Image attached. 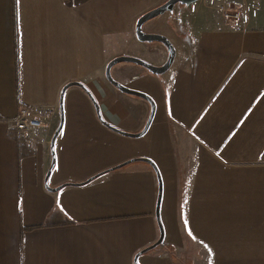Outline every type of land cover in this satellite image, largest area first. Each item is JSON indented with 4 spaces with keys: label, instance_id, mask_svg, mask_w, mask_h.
<instances>
[{
    "label": "crops",
    "instance_id": "0c3cea01",
    "mask_svg": "<svg viewBox=\"0 0 264 264\" xmlns=\"http://www.w3.org/2000/svg\"><path fill=\"white\" fill-rule=\"evenodd\" d=\"M167 1L0 0V264H264V0H227L233 27L176 7L149 22L172 68L112 71L154 102L149 130L97 114L145 128L150 102L105 74L167 62L135 34ZM70 83L94 100L68 88L62 112ZM22 106L42 128L15 129Z\"/></svg>",
    "mask_w": 264,
    "mask_h": 264
},
{
    "label": "water",
    "instance_id": "95a60500",
    "mask_svg": "<svg viewBox=\"0 0 264 264\" xmlns=\"http://www.w3.org/2000/svg\"><path fill=\"white\" fill-rule=\"evenodd\" d=\"M197 1L198 0H168L167 3H164L163 5L145 13L144 15H142L139 18V20L136 23V27H135V34H136L137 39L142 43H160V44H162L164 47H166L168 54H169V58H168L167 62L162 66H155V65H152V64H150V63H148L142 59L134 58V57H130V56L117 57V58L113 59L108 64L105 75H106L108 82L111 85H113L120 92L127 94V95H130L131 97L134 96V97H138V98H142L144 100H147L148 102H150L151 107H152V109L150 111L151 114H150L148 123L146 124L143 131L141 133H138V134H129V133H126L124 131H121V130L113 127L112 125H110L108 123L106 124V122L102 119L101 115L99 114L100 113L99 108L94 101V103L97 107V112H98L97 114H98L100 120L108 128H110L111 130H113V131H115L121 135L131 137V138H139V137H142L143 135H145L147 133V131L149 130V128L151 126L150 124H152L155 113H156V106H155L154 102L151 99H149V97L147 95L140 93L138 91L131 90L127 87H124L122 84H120L114 78L112 71H113L114 67H116L117 65H120V64H134L136 66H139V67L146 69L148 71V73H151L155 76H162L165 73H167L172 68V66L175 62V59H174V58H176L175 47L173 46V43L167 37L162 36L160 34L158 35V34L147 33V32H145L144 27L147 23L151 22L152 20H155V19H157V18H159V17H161L167 13H173L175 6H177V5H179V6L180 5H190V4L193 5V3L197 2ZM74 86H77V87H80L81 89H84L88 93V95L91 97L92 101L94 100L92 98V95L90 94V92L87 90V88L84 85H82L81 83H70L66 87H64V89L62 91V95H61L62 112H63L64 95L66 93V90H68V88H71ZM62 129H63V117H62V122H61L59 128H57V131L53 137V140L51 141L52 142V146H51L52 147V154H51L52 155V165L50 167V171L48 173L47 180H46L47 189L51 192H57V193H58V191L62 190L66 186H68V185H65V186L60 187L58 189H52L50 187L49 181H48L52 172L54 171V167L56 166V155H55L56 142L55 141H57V138H58L59 134L61 133ZM147 162L149 163V161H147ZM121 166L123 167L125 165H121ZM119 168H121V167H119ZM75 186H81V185H75ZM160 203H161V198L159 199V202H158V211H157L159 223H161L160 218H159ZM160 227H162V226H160ZM163 241H164V234L161 236L159 242L154 247H152V249L159 246Z\"/></svg>",
    "mask_w": 264,
    "mask_h": 264
},
{
    "label": "built area",
    "instance_id": "2783aa9c",
    "mask_svg": "<svg viewBox=\"0 0 264 264\" xmlns=\"http://www.w3.org/2000/svg\"><path fill=\"white\" fill-rule=\"evenodd\" d=\"M222 18L232 25L239 24L242 21V13L235 9L223 6L220 8ZM15 129L21 132H31L35 129L42 128L43 124L37 118V110L32 107L22 106L19 109V115L17 119L13 122Z\"/></svg>",
    "mask_w": 264,
    "mask_h": 264
},
{
    "label": "rangeland",
    "instance_id": "374dc122",
    "mask_svg": "<svg viewBox=\"0 0 264 264\" xmlns=\"http://www.w3.org/2000/svg\"><path fill=\"white\" fill-rule=\"evenodd\" d=\"M223 6L234 8V5L228 3L227 0H201L200 2L193 3V5L192 4L180 5V6L177 5L175 7L178 10H182L184 13L189 14L188 16L191 15L193 17L194 15H197V14L199 16H201V14H205L206 16H208L210 18H219L222 16V14L220 12V8ZM155 20H157V19H155ZM151 22H154V20H152ZM147 25H148V23L145 25L144 30H145V28H147L146 27ZM162 36H164V35H162ZM174 44H176V43H174ZM123 56H125V55H123ZM134 58H136V57H134ZM112 74H113V72H112Z\"/></svg>",
    "mask_w": 264,
    "mask_h": 264
},
{
    "label": "trees",
    "instance_id": "16d2710c",
    "mask_svg": "<svg viewBox=\"0 0 264 264\" xmlns=\"http://www.w3.org/2000/svg\"><path fill=\"white\" fill-rule=\"evenodd\" d=\"M152 165H153V164H152ZM153 167H154V165H153ZM115 170H116V169H113V170L107 171V172L104 173V174H108V173H110L111 171H115ZM96 178H98V177H96ZM93 180H95V178H94V179H91L90 181H88V182L85 183V184H88V183L92 182ZM161 195H162V189H161V183H160V192H159L158 202H159V199L161 198ZM160 226H162L161 223H160ZM160 231H161V236H162V235L164 234V230H163L162 227H160ZM149 251H151V250L144 251V252H142V253H140V254L147 253V252H149Z\"/></svg>",
    "mask_w": 264,
    "mask_h": 264
},
{
    "label": "snow or ice",
    "instance_id": "6c2138e0",
    "mask_svg": "<svg viewBox=\"0 0 264 264\" xmlns=\"http://www.w3.org/2000/svg\"><path fill=\"white\" fill-rule=\"evenodd\" d=\"M17 3H19V0H17ZM189 235H191V233H189ZM205 247H207V245H205ZM210 251V250H209Z\"/></svg>",
    "mask_w": 264,
    "mask_h": 264
}]
</instances>
